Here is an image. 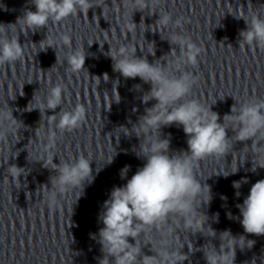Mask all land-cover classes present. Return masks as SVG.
<instances>
[{
    "label": "clouds",
    "instance_id": "clouds-1",
    "mask_svg": "<svg viewBox=\"0 0 264 264\" xmlns=\"http://www.w3.org/2000/svg\"><path fill=\"white\" fill-rule=\"evenodd\" d=\"M31 4L35 6V11L26 9L14 24H0V66L15 64L23 59L24 45L19 41L21 32L25 34L31 30L35 33L38 29H48L50 22L59 23L78 13L88 14L93 7L103 9V0H31ZM161 4L162 0H122L125 13L130 12L131 15V20L126 21L130 32H134L140 24L145 25L144 16L139 25L133 22L135 12L158 14L159 18L153 25L157 26L160 33L170 29L166 39L173 46L170 53L152 63L146 55L137 56V47L134 45L121 44L118 48L110 46V50L105 53L113 61L114 72L120 73L125 79L138 77L144 84H149L150 90L143 93L142 102L155 103L144 109V114L138 116L130 129L119 127L129 130L124 135L136 136L139 145L134 149L135 155L146 162L137 168L130 179L127 178L130 166L121 169L120 178L127 182L114 186L102 204L98 219L103 227L97 234H92L103 254L98 264H183L189 256L181 251L185 245L177 247L178 238L182 240L181 233H201L205 237L217 238L216 230L208 223L210 217L204 211L205 206L212 201V189L198 176L199 163L210 157H226L233 150L235 137L236 143L245 142V147L250 148L253 159L260 160L258 164L253 162L252 171L264 168V99L253 97L239 103V106L234 99L230 114H225L221 122V116L212 110L213 104L205 106L199 99L191 98L200 77L187 68L198 67L202 48L190 35L177 31L183 27L184 18L174 19L171 12L161 10ZM233 16L243 19L246 25L239 32V49L243 50L247 46L264 50V16L259 13ZM16 25H20L19 34L10 35V28ZM153 25H145V31L151 27L156 32ZM44 41H47V46ZM57 44L69 49L65 59L66 71L79 73L86 70V52L80 48L73 49L69 34H61L54 40L47 32L46 38L39 42L40 51H46L49 47L56 50ZM149 53L154 56L155 49ZM103 79H109L107 73ZM134 87L139 90L141 85ZM64 92V86L57 83L47 90L43 99L37 101L39 106L35 108L40 112L51 110L54 113L51 116L60 134L78 129L86 118V108L82 104L75 105L71 110L60 107ZM58 107L61 110L55 112ZM12 113L13 109L8 104L0 107V142H5L9 134L17 131L15 125L21 123ZM173 124L182 126L187 137V150L170 149L171 134L164 135L162 129ZM229 130L234 133L231 137L228 136ZM46 139L47 144L43 148L46 158L40 161L44 168L54 174L49 177L50 188L47 184L41 186V196L49 208L57 209L69 193H79L76 203L83 195L85 185L90 184L95 177L92 160L83 154L68 159L59 158V163H54L59 137L55 131H50ZM22 170L15 164L7 167L14 179L21 176ZM237 171L216 175L227 178ZM246 183L247 177L232 182L237 197L240 196L241 185ZM221 199L226 200L227 197L222 196ZM236 207L242 217L236 219L244 233L264 236V179L252 184L243 203ZM227 215L229 219L233 218L231 213ZM211 219L218 223L219 214H214ZM206 231L208 235H205ZM142 237L147 241L143 246ZM129 238L135 243H131ZM218 239L219 247L213 245L211 240L202 246L206 264H235L236 249H250L255 244L245 235L234 236L231 230L221 231ZM148 245L152 255L142 251Z\"/></svg>",
    "mask_w": 264,
    "mask_h": 264
}]
</instances>
